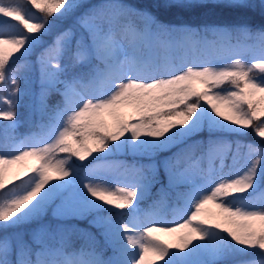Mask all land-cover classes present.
<instances>
[{"label":"snow or ice","instance_id":"1","mask_svg":"<svg viewBox=\"0 0 264 264\" xmlns=\"http://www.w3.org/2000/svg\"><path fill=\"white\" fill-rule=\"evenodd\" d=\"M215 10L237 19L211 21ZM254 72L264 0H0V264H264V146L229 139L264 138ZM25 97L39 131L17 135Z\"/></svg>","mask_w":264,"mask_h":264},{"label":"rangeland","instance_id":"2","mask_svg":"<svg viewBox=\"0 0 264 264\" xmlns=\"http://www.w3.org/2000/svg\"><path fill=\"white\" fill-rule=\"evenodd\" d=\"M32 11L37 15V16H41L42 14L39 13L36 9H32ZM253 25H257L258 23H252ZM45 39H49L48 37H45ZM42 51V48H37L33 54H31L27 59L32 63V72H31V78L33 81H36L38 79V65L36 64V59H37V56L39 55V53ZM20 65V64H18ZM16 65V66H18ZM25 74V69L21 68L18 72H17V76L18 78H22ZM253 75H255L258 79L259 78H264V73H260V72H254ZM32 90L33 91H38V88H39V85L38 83L34 82L32 85ZM199 87V86H198ZM21 88H23V80L21 79ZM223 88L225 89H229L231 90V85L229 84H225L223 86ZM56 95V94H55ZM59 96V95H58ZM30 102H31V98L30 97H26ZM25 100V98L23 99ZM23 100L21 101L20 105L18 106L17 108V112H18V116H17V119L19 121H21V123L19 124L17 130H18V135H24V134H27L29 132H38L39 129L32 126L30 127L29 123L26 121L25 118H23V115H24V112L23 110L21 109L22 107V104H23ZM203 103V101H202ZM6 107V106H5ZM121 116L122 118L124 119H128V118H135L136 116V112L135 110L131 107V106H126V107H123L121 110ZM21 118V119H20ZM106 123L108 125V127L111 129L113 127V121L111 120V118H108L106 117ZM253 129V128H252ZM247 130V129H246ZM254 130V129H253ZM255 132V131H254ZM255 136H257L258 138L262 139L264 141V138L262 137H259L256 133H255ZM257 146H264L262 145V143H257L256 144ZM233 151H235V147L233 146ZM247 151L246 148H244V153ZM244 153H242L240 155V163L243 164L244 162ZM64 154H60L61 157H63ZM93 155H98L96 153H94ZM120 159H128L130 160L131 158L130 157H118ZM91 157L88 158V160H90ZM73 160L77 163V164H86L87 163V160L86 161H79L78 158L76 157H73ZM95 163V161H93ZM38 163V161L34 158H31V157H28V158H25V160L21 161V162H18L16 164H13L10 166V175L11 174H22L23 172L27 171L28 168H31L33 166H35L36 164ZM227 163H231V159H229L227 161ZM239 166V165H237ZM79 175L82 177L83 176V172L81 171L79 173ZM120 186H123V184H121ZM169 203L171 204L172 201L170 200ZM140 207L141 208H147V207H144L142 206V204L140 203ZM205 208H212V209H216L212 204H208L205 206ZM164 219L167 220V221H172L174 219L171 211H167L165 216H164ZM176 222H182V220H179L177 219ZM166 226H172L171 224H168ZM80 227H84L83 225L80 224ZM154 235L158 236L160 240L164 241L166 244H173V243H177V233H165V232H157V233H154ZM79 247V246H77ZM257 253L259 252V250L257 249L256 250ZM258 257V256H257ZM247 258V257H246Z\"/></svg>","mask_w":264,"mask_h":264},{"label":"trees","instance_id":"3","mask_svg":"<svg viewBox=\"0 0 264 264\" xmlns=\"http://www.w3.org/2000/svg\"><path fill=\"white\" fill-rule=\"evenodd\" d=\"M140 2H141L142 4H145V5H151V4L155 3V2H157V0H140ZM153 11H155V10L153 9ZM173 11H175V10H173ZM158 15H160V18H161V19H165V20H167V19H173V18H174V17H172L170 14H168V13H164L163 10H161V11L158 13ZM184 18H185V19H189V20H191V21H193V22H199V18H197V17L187 16V15H186ZM208 19L211 20V21H216V22H220V23H231V22H234V21L237 19V17H236L234 14L230 13V12H225V13L222 14V13L220 12V10H215V14H214V15H209ZM250 22H251V23H258V24H259V22H260V21H259V17H258V16L255 17V18L252 19ZM22 63H23V61H21V60H17V61L15 62V64L13 65V67H15V66L18 65V64H22ZM5 94H6V93H5ZM58 99H60V97L57 96V93H56V95L53 93V94L50 96V98H49V103H50V104H54L55 101L58 100ZM26 103H31V102L25 97V100H23V104H22V106H21V107H22L21 109H22L23 112H24L23 118H25L26 121L28 122V120H27V118H28V109L25 107V104H26ZM5 106H6V105H0V107H5ZM39 119H40L39 115H38V114H34L33 117H32L33 124H35V122H38ZM5 123H8V122H7V121H1V122H0V125L5 124ZM245 131H246V134H245V135H232V136L229 137V139L232 140V141H240V142H241L242 144H244V145L249 144V143L255 145L256 142H257V143H262V145H264V141H263L262 139L258 138L257 136H255V132H254V130H253L251 127L248 128V129L245 130ZM15 132H16V134L18 135V130H17V129L15 130ZM2 136H3V128L0 127V138H2ZM233 146L235 147V144H233ZM242 153H244V148L241 149V151H240V155H241ZM239 158H240V157H239ZM253 158H254V157H253ZM157 188H159V185H156L155 187H153L151 196H149V197L146 198L145 200L141 201V204H142L143 206H148L149 204L152 203V201H153L154 199L157 198V197H156ZM206 210H207L208 212H211V213H216V212L218 211V210L213 211V210L210 209V208H207ZM81 225H83L84 227L86 226L84 223H81ZM93 231H94V230H93ZM79 244H80V241H76L75 246L77 247V246H79ZM245 258H246V257H245ZM247 258H248V257H247Z\"/></svg>","mask_w":264,"mask_h":264}]
</instances>
